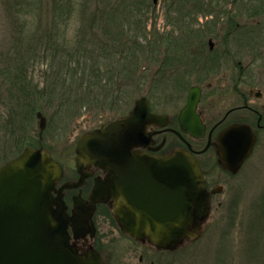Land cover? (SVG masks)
I'll return each mask as SVG.
<instances>
[{"label": "rangeland", "instance_id": "1", "mask_svg": "<svg viewBox=\"0 0 264 264\" xmlns=\"http://www.w3.org/2000/svg\"><path fill=\"white\" fill-rule=\"evenodd\" d=\"M185 2V7L181 6ZM191 2H173L171 6V0H158L155 6L153 0H0V167L31 146L49 150L68 176L75 177L79 138L130 111L138 98L146 96L153 106L168 113L180 110L192 83L186 69L195 49L188 44L189 30L205 22ZM83 5L87 6L84 13ZM139 20L143 25L140 32L135 28ZM115 25L122 27L126 46L136 55L133 74L120 90L124 95H115L112 105H81V100L67 94L57 57L66 50L70 54L77 51L76 37L79 51L100 47ZM154 25L158 38L174 33L169 44L161 43L165 46L157 48L156 57L155 45L149 47L147 43L154 39L150 36ZM126 37L136 40L128 43ZM55 44L61 47L58 53ZM116 56L101 49L97 54L101 61ZM142 75L148 79L145 83ZM121 79L113 78L115 87ZM113 82L102 80L93 88L101 95L100 103L111 96L107 89ZM33 86L39 92L46 91L49 100L34 96ZM105 106L107 109H102ZM32 107L36 108L34 114ZM40 112L47 120L44 131L36 117ZM210 154L206 153L203 160L211 159ZM211 160L215 165L214 155ZM217 172L215 168L214 174ZM220 182L226 189L213 203L204 235L178 253L160 255L134 247L119 236L109 218L103 219V228L99 222L97 246L102 244L113 251L116 259L112 258L111 264H138L140 256L161 264H264V137L240 172L234 177L223 175ZM219 201L223 207L216 209ZM67 202L71 207L70 200Z\"/></svg>", "mask_w": 264, "mask_h": 264}, {"label": "water", "instance_id": "2", "mask_svg": "<svg viewBox=\"0 0 264 264\" xmlns=\"http://www.w3.org/2000/svg\"><path fill=\"white\" fill-rule=\"evenodd\" d=\"M156 3L157 0H154ZM200 94L192 89L180 113L181 130L195 138L204 133L196 113ZM40 130L46 118L37 114ZM160 116L145 98L136 101L127 116L86 133L76 148L79 179L56 189L64 171L45 149L26 148L0 168V264H105L93 248L79 252L74 240L93 238L96 205L109 204L122 232L158 250L174 251L201 234L209 217L211 194L204 185L198 161L178 149L169 156L140 152L150 135L146 130ZM255 137L247 127H232L219 138L218 161L237 174L252 153ZM209 145L202 151L205 152ZM96 178L87 200L73 197L68 213L65 190L80 189L90 168Z\"/></svg>", "mask_w": 264, "mask_h": 264}, {"label": "flooded vegetation", "instance_id": "3", "mask_svg": "<svg viewBox=\"0 0 264 264\" xmlns=\"http://www.w3.org/2000/svg\"><path fill=\"white\" fill-rule=\"evenodd\" d=\"M198 1L192 0L191 3L194 5ZM206 1L213 7L210 8V12L202 13L205 22L194 24L196 29L189 30L191 39L188 44L194 46L195 49L188 58L189 64L186 63L187 73H190L189 77L192 79V83L188 87L184 104V106L187 104L191 90L199 89L200 102L196 113L205 127V133L199 139L183 134L179 116L184 106L180 110H174V113H168L153 106L149 99L151 111L160 116V120L148 127L147 133L150 134V140L146 146L135 148V150L160 156H168L176 149L186 150L193 154L204 174L205 187L211 193L210 216L202 226L200 238L198 237L194 241H185L175 251H165L158 250L148 243L138 242L130 235L123 233L115 221L109 204H98L93 216L94 237L90 238L87 235L78 240L73 239L72 242L79 252L93 247L99 252L105 264H111V259H116V256L109 247L102 244L101 247L97 246L101 234L99 222L102 224L104 218H109L115 224L119 236L132 242L134 247L150 249L160 255L178 253L187 244L198 242L205 233V225L212 215L214 201L217 196L225 192L226 188L220 182L223 175L236 176L222 168L217 161L219 137L227 129L235 126L248 127L251 130L256 144L244 165L252 158L255 149L264 137V0ZM132 109L116 118L127 116ZM179 134L182 135V138ZM208 145V150L200 153ZM209 152H211L212 158L214 155L217 167L213 164L212 158L208 161L203 160L202 157ZM215 168L219 170L216 175L214 174ZM85 172H90L91 176L85 180L80 189L64 192L67 201L70 200L72 203V198L78 193H81L82 198L86 200L95 179L105 177L101 170L94 167ZM78 177L76 171L75 177L68 176V173L65 172L63 181L57 187L66 181H77ZM71 207L69 206V211ZM222 207L223 201L217 202L216 209ZM138 264L161 263L154 260L149 262L140 256Z\"/></svg>", "mask_w": 264, "mask_h": 264}, {"label": "trees", "instance_id": "4", "mask_svg": "<svg viewBox=\"0 0 264 264\" xmlns=\"http://www.w3.org/2000/svg\"><path fill=\"white\" fill-rule=\"evenodd\" d=\"M187 0H171V6L173 2H183ZM187 2L182 3L181 6L186 5ZM87 6L83 5L81 6V12L84 13L85 8ZM213 7L212 4H209L206 0H199L197 3H195V9L198 10L199 13L203 12H210V8ZM149 11V10H147ZM110 21V19L108 20ZM143 22V21H142ZM138 32L141 31V28H143V25H141L140 20L137 23V27H135ZM153 32L150 34L151 37H154L153 40L148 41L149 47H153L155 45L154 49V57L158 55L157 48L163 47L165 45L161 43L169 44L172 40L171 37L174 33L166 32L163 36H159L156 33V26L153 27ZM188 29V28H186ZM105 30H108L107 28ZM110 33L108 34V38L105 42H100V47L93 46L92 49L89 51H79L80 47L79 44V37H76V46H78L77 51L74 50L72 54L70 52H62L63 55L57 57L60 59L61 67L63 68V78L61 77V82L64 83L65 89H67V94L70 96H74L75 98H78L81 100L80 102L83 103L81 105H87V106H97L99 108V104H113L115 101H113V97L116 95L123 96L124 92L121 91V88L125 87V85L129 82V75H132L131 69L134 68V65L137 63L135 61L136 55L134 51H132L129 46L127 47L126 39L122 35V27L119 25H115L114 32H112V28L109 29ZM80 32V31H79ZM155 32V33H154ZM157 36V38H156ZM128 43H130L133 40H136L132 37H126ZM43 39H41L42 41ZM157 42H160L157 46ZM74 44V45H75ZM92 44V41H91ZM137 42H134L133 45H136ZM148 46V45H147ZM56 52L58 53L61 50V47L59 45H53ZM99 49L103 51H109L110 53H113L116 56V59L112 58L111 60L105 61L100 60L99 57H97ZM56 62L58 60L56 59ZM114 65H116L114 67ZM115 75V76H114ZM122 77L121 80L117 82V85L115 87V83L113 82V78L115 77L116 80L118 78ZM112 78V79H110ZM141 79L145 83L148 79L142 75ZM105 80V81H112V85L109 86L107 90L110 92L111 96L108 98V100H104L105 103L101 102V95L95 93L93 88L98 87L99 82ZM122 81V84L120 83ZM143 83V84H144ZM35 87V86H33ZM32 90L35 91L34 96L37 95L39 99L45 100L47 97L46 91H37V87L33 88ZM111 89V90H110ZM115 89V91H114ZM49 100V98H47ZM102 109H107V106ZM74 110V109H70ZM36 112V108L32 107V113L34 114Z\"/></svg>", "mask_w": 264, "mask_h": 264}]
</instances>
